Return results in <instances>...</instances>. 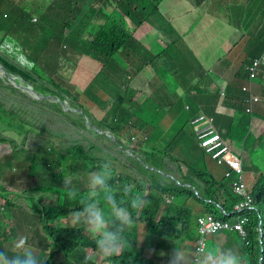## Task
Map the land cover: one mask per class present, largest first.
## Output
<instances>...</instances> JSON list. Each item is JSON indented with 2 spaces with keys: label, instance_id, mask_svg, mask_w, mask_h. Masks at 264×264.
<instances>
[{
  "label": "clouds",
  "instance_id": "1",
  "mask_svg": "<svg viewBox=\"0 0 264 264\" xmlns=\"http://www.w3.org/2000/svg\"><path fill=\"white\" fill-rule=\"evenodd\" d=\"M11 1L14 2V8L12 13H9L6 11V8ZM36 1L39 3L40 0H0V21H3L4 18H6L7 22L9 20H14L15 8L20 7V9L23 10L26 9V7L34 6ZM190 1L194 2L195 0H178L177 3H173L174 7H171L170 9H168L170 0H161L159 2L158 0H149V4L139 1V3L147 8L151 15L150 17L148 15L144 18L143 21L148 23H146L139 31L132 30L128 24V16L125 15L121 9L117 10L121 16L120 18L124 22L125 29L130 30L131 38V51L126 53L125 51L119 50V53L117 54L131 55L134 53V58L138 59V62H136L138 65V76H136L131 70V66L134 64H128L127 67H124L126 68L128 76L122 84L118 82L117 78H115V82L109 80L106 76H102L98 79V75L103 73V69H105L104 66L102 71L97 73L96 80L99 81L94 84V87H86L81 95H76L75 92H72V102H69L64 96H62L61 88L56 86L60 85V82L54 77H48V75L51 74L46 70L43 71L47 75H45L46 78L44 79H41L36 74L34 75L39 81V85H42L40 91L36 89V85L33 83L31 85H28L27 83L23 84L18 78L14 79L17 75H13L9 72V69L2 63L1 57L0 71L5 75L2 79H4V81H7L8 79L14 88L30 89L35 93V100L47 101L55 112L58 111L65 115H71L70 120L80 137L70 145L65 144L67 138L64 134L55 135L51 140H48L47 138L45 141H47V144L53 151L59 152L62 150L71 155L74 152L75 147L81 146L82 149L75 155V158L82 153L84 148L89 149V146L93 145L99 147L97 143L91 141V139H97L98 142L105 144L107 148L113 143L117 151L121 152L119 155L131 154L133 157L138 156V160H140L144 155L142 152L135 149L140 146V142L137 141V135L139 132L145 133L148 130L142 129V126L146 123L147 119H149V129L152 125L159 126V124L155 122L156 119L162 120L168 118L170 115H173L175 120H185L183 126L187 128V132H184V138L190 139L194 142V139L189 132L190 125L198 148H200L201 151L205 153V156H208L218 166L226 168L224 178L218 181H227L225 183H227L232 192L238 196V202L233 205L232 211L230 212L225 208V201L213 202L214 206H216L223 215L227 216V219L225 220L220 219L209 212L205 214H195L196 236L198 238L196 247L192 248V253L190 252V248L187 247V243V246L182 248L180 244L178 245L179 241H177V248H172L169 251L157 250L158 257L162 261H171V255H173L175 260L180 261L184 258V253H187L188 260L181 264H243V258L232 249H222L220 247L209 248V244H216L219 242V238L226 233L239 234L242 239H246L247 230L245 225L247 224L248 216H245V214L255 213L259 219V223L254 231L259 234V240L261 245H263L264 190H260V192L255 195V185L258 183L256 176L251 177L249 183H247L245 179L247 162H245V152L243 150L247 148L248 151L247 144L244 145L240 143L239 146H237L238 144H232L230 138H227L217 130L218 123L216 120L218 117L213 116L208 118L207 114L211 107V101L215 98L220 101L217 103L216 108L220 109L219 104H224V109L220 110L226 112L232 110L225 105L226 99L228 98L227 87L232 81L228 82V80L222 76V70L229 75L232 68L234 66L236 67L238 61L233 56V52L237 45L242 43V37L239 36V34L240 30H244L245 24L243 23V29H240V26L239 28L237 27L236 20L235 23L232 24H229V20L234 18H237V20L242 19L246 11L251 8L253 4H251L250 7H247L242 4L241 0H232L234 1V4L228 3V0H200L199 2H196L195 9L189 4ZM47 2L48 0H42L40 2V7H43V4ZM90 4L91 3H84V5H82L84 7L80 11V15H75L72 19L73 23L85 22L88 23V26H91V20L93 19L91 11L92 8H96L93 4ZM151 4L153 6H151ZM71 6L72 4L70 7ZM5 12L7 13L5 14ZM2 14L3 18H1ZM65 14H68V12ZM98 14L101 16L100 13ZM113 14L114 12H112L111 17ZM153 17L158 18L160 23ZM228 17H230V19H228ZM220 21H222L224 25L232 28L233 34L231 37H225L219 32L217 23ZM34 22L39 23L38 14L35 15ZM67 23H70V20L62 23H44L40 31H36L37 35L34 37L31 36V44L28 43V45L36 48L46 47L45 49L47 50V46L53 40L51 38H45L42 41H37L36 36L53 34L61 40L58 41L55 39L61 46L63 43H66L71 49L73 46L81 42L79 39L76 41L74 39L65 40L62 37V30ZM163 23L168 25V29ZM147 24H149V26ZM175 30L178 31V34L176 35H174ZM95 31L96 30H94V32ZM21 32L22 28L15 31L14 36L19 35ZM68 33L69 29L67 27L65 34L67 35ZM87 34L88 31L82 34L83 39H94V37H90ZM23 36L24 35L21 34L18 42L19 52L22 47L28 46L22 40ZM238 37H241L239 42H237ZM17 41V38L5 37L4 34V40L1 41V46L6 45V48L3 50L0 49V51L11 55L13 57L12 59H14L17 55H20L16 51ZM178 41L184 43L185 47L189 50V55L181 54L177 46ZM262 53V58L254 60H252L254 54L248 53L245 65H248L251 77H255V74L259 72L262 78L263 86L257 95L251 96L249 100L250 107L247 108V113L251 114L252 124L258 126L257 130H262L264 132V120L255 112L257 105L264 103V51ZM179 57L184 61V64L181 67L177 66L175 63L176 59ZM103 58L104 56L101 59H95L98 62H103ZM166 59H170V62L162 64ZM21 61L16 65L21 67L19 65L21 64L24 68H29L31 71H34L36 68L32 60L27 57H23ZM248 61H252V63L247 64ZM155 67L158 68V71ZM168 71L171 72L174 78V85L171 84L169 80L163 81V76ZM149 72L151 73L150 77ZM176 87L179 89V92H174ZM48 89H50V91L45 92V90ZM193 90L199 95H202V99H190ZM244 90L246 91L245 88ZM52 93L56 95H52ZM153 95L154 97L152 98ZM112 96L118 98L121 101V104H132V120L130 123L126 124L118 119V114L115 111L121 104L113 111L115 100ZM172 98L175 99V102L170 109L166 110L165 108ZM82 99H85L89 105H83ZM160 102L163 104V108L159 112H149V108H152L154 104H159ZM54 103H59L61 108L58 109L54 107ZM90 107L98 108L101 111L102 118L100 120L96 118ZM259 113L262 114L261 112ZM119 123H123L129 131L123 129L117 135L112 128ZM160 127L161 131H166L163 126L160 125ZM37 130L41 136L48 132L46 127L44 129L37 127ZM127 133L129 138L125 140ZM99 137H103L104 140L99 139ZM161 139H163L162 136ZM38 143L43 144L41 141ZM84 143H88L89 145L86 147ZM193 147L195 148L194 145ZM30 151L31 150L28 146H24L21 150L16 148L12 153L6 155L3 160L6 161L7 159L9 162L8 166H10L14 161L13 159L15 158V155L20 156L21 159L24 157L27 158ZM238 151L240 152L239 155L237 154ZM25 153L28 155H25ZM229 158L235 162H239L242 170L237 171V168H239L238 166L235 167L228 164L226 160ZM69 163L70 161L66 164ZM142 163L144 167L149 169V164L144 161ZM145 163L148 166H146ZM1 165L8 170V166H5L3 163ZM150 169L161 173L163 176L171 177L166 175L164 171L156 170L152 167ZM206 170L210 176L215 178L208 169ZM262 174L264 176V173ZM115 175H117V173L113 168L112 160L106 157L100 164L99 170L89 174L88 181V195L90 197H99L102 192V200L110 207L116 205L117 209H119L112 213L114 218L111 222L116 224V221H119V223L116 224L115 230L106 226L109 223L108 218L106 217L104 210L98 207L97 202L86 201L81 214L75 216L76 224L86 225L87 228L91 230L92 234L96 236V239L93 238L96 241V250L105 258L120 256L130 244L129 235L135 237L132 240L136 242L141 249L145 246V227L141 243H139L140 234L137 233V231L131 233L130 230L135 226V219L138 218L133 216V212L142 213L151 203V201L147 199L149 193L146 190L143 192L138 191L137 194L130 199L131 211L127 208L120 209L115 195V192L118 189L114 190L108 184V181ZM20 176H26L32 182L28 172H25V174ZM1 177H5L9 182L13 180V177H8L7 174H4ZM171 178L175 180L178 185H182L181 181L174 177ZM236 183L241 186L242 193L234 190ZM183 186L192 187L191 185ZM67 187L68 185L65 183V188L67 189ZM0 190V196L3 195L1 193L7 192L6 188L1 189L0 187ZM258 190L259 189L257 188V191ZM24 197L25 199H30L32 201L36 200L34 201L35 208L42 211L44 214L45 206L40 200L27 196ZM54 199L57 201L55 197ZM0 203H5V205L8 206L10 202L5 198H0ZM45 222L46 220L44 218L43 228H40L39 230L29 229L23 236L21 232L16 231L22 236L17 240L16 248L25 249L26 245L33 249L32 251H34V254L39 255V257L43 259H49V253L40 254V246L41 244L47 245L49 251H52L55 248L56 242L52 238L50 232L45 228ZM236 226H240V228H236ZM13 230L9 231V233L13 232ZM30 231L32 232V235H30ZM14 237L18 238V235H15ZM39 237H41V243L39 244L37 241L38 245L33 247V243L35 244V240H39ZM33 239H35L34 242L30 241ZM208 239H212V242L214 243L210 242L207 244ZM145 247L149 249L150 246ZM152 250L153 253L148 255L152 256L155 253V249L152 248ZM0 255L4 254L0 253ZM46 255L47 258H45ZM12 264H38V261L31 251L24 250L14 257Z\"/></svg>",
  "mask_w": 264,
  "mask_h": 264
},
{
  "label": "trees",
  "instance_id": "2",
  "mask_svg": "<svg viewBox=\"0 0 264 264\" xmlns=\"http://www.w3.org/2000/svg\"><path fill=\"white\" fill-rule=\"evenodd\" d=\"M99 1L102 2L103 0H96L95 3ZM128 1L129 0H119V6L122 11L125 3ZM139 1L149 4V0H138V2ZM159 1L161 0H158V2ZM93 2L91 4H93ZM84 3H90V1L48 0L47 3L43 4V7H40V3L36 1L31 8H34L32 11L39 15V23L34 22L35 13L32 15L29 12L30 10H21L20 7L14 9V20H9L7 22L6 18H4L3 21H0V35L3 34L0 36V40H4V34L5 37L17 38L16 51L18 54L32 60L36 66L34 71H31L29 68H24L21 64L19 65L22 68L9 59L1 57L2 63L9 69V72L19 76L20 79L24 80L28 85L32 83L35 84L36 89L39 91L41 90L42 85H39V81L34 75H38L41 79L46 78V76L41 73V71L45 70L48 72L43 66L44 56L48 53L45 49L46 47L37 48L38 52L36 54H32L31 48L33 47H29V51H24L27 47H22L19 52L18 42L21 34H23L22 40L26 45H28V43L31 44L32 34L36 31H40L44 23H62L70 20V23H67L62 30V37L65 40L74 39L76 41L79 39L81 43L72 47L73 51L77 54H86L96 59H101L104 56L103 60L108 61L118 57L117 53H119V50L129 53V51H131L130 30L125 29L123 25L124 22L120 18L121 16L118 11H114L107 25L99 27L95 32H90L91 26H88V23H73L72 19L75 15H80ZM71 4L72 6L70 7ZM127 6L129 10H132L131 4ZM151 6L153 5L151 4ZM135 7L138 6L136 5ZM66 12H68V14H65ZM91 13L93 18L96 13L95 9L92 8ZM148 14L149 12L146 11L137 23L143 22ZM125 15L131 16V13L126 12ZM67 27L69 33L66 35L65 30ZM21 28L22 32L14 36V32ZM87 31V35L94 37L93 40L83 39L82 34ZM262 34H264V32ZM262 48L264 49V46ZM250 53L255 54L256 52L251 51ZM47 61V66L53 65L52 57L48 58ZM108 64V62H104L105 69L113 67V65H111L108 68ZM156 70L158 71V68H156ZM102 76L103 73H100L98 79ZM7 81L9 82L8 79ZM96 81L98 82L99 80ZM8 86L11 87V89L14 88L10 82ZM56 86L60 87V85ZM231 87L232 84L230 83L227 90H230ZM14 89L17 91L16 88ZM49 91L50 89L45 90V92ZM52 95L56 94L52 93ZM112 98L115 100L113 107L114 111V109L121 104V101L114 96H112ZM53 106L58 109L61 108L59 103H54ZM162 108L163 104L160 102L159 104H154L152 108H149V112H159ZM2 110L4 111L2 104H0V111ZM256 113L264 120L262 114L259 112ZM18 122V116L12 118L11 126H17ZM156 126L157 125H152L149 132H153L151 129ZM112 129L118 135L121 130L127 129V127L123 123H119ZM11 132H26L25 138H28L31 132L35 133L38 132V130L35 124L32 123L25 125L23 129H6L0 132V141L10 142L11 140L6 137L5 134ZM165 135H170V138L169 140L161 139L162 147L159 148L151 144L146 147L145 144L143 145L140 143L139 148L135 149L142 152L144 156L141 157L140 160L129 159L132 167L135 168L143 178L142 180L138 176H135L129 169V165L121 164L122 160L120 158L110 155L107 157L112 160V165L116 173H118V164L126 169L123 174H117L108 181V184L114 190L118 189L115 195L120 209L127 208L131 211L130 199L136 195L138 191L143 192L146 190L149 193L147 197V199L151 201L149 207L145 208L142 213L133 212V216L138 217L135 219V224H140L145 227L146 238L144 245L155 249V253L149 257L145 256L139 245L132 240L135 237L129 235L130 244L120 256L105 258L96 250V241L88 235V232L91 230L84 224L75 223V216L81 214L86 201L98 203V207L104 210L108 218L109 223L106 226L110 229L115 230L116 224L119 223V221H116V224L111 222L114 218L112 213L119 209H117L116 205L110 207L105 203L102 200V192L99 197H90L88 195L89 189H83L84 192L82 189L76 190L74 188L76 184L89 186V174L98 171L100 164L105 159L96 157V154H107L104 150L102 151L95 145L89 146V149L84 148L82 153L75 158V155L82 149L81 146L75 147L71 155L62 150L59 152L53 151L47 143L40 144L37 142L34 144L33 150L30 151L26 158V168L28 170L26 172L30 175L32 182L42 186L47 193L52 194L57 199L55 203H51L48 206L45 205L44 211V218L46 220L45 228L55 240V248L49 251V259H43L32 253L35 255L38 264H158V262L162 260L158 257L157 250L169 251L172 248H177V241H184L188 244V248L196 247L198 237L196 236L195 214H205L209 212L220 219H227V216L223 215L217 207L214 206L213 202L225 201V208L230 212L232 211L233 205L238 202V196L232 192L227 183L218 181L210 176L206 168L202 167L200 161H198L199 163L197 165L189 159L185 160L179 155L174 154V147L184 144V142L188 145L195 146L192 140L183 138L184 135L179 128L176 130L161 131V136ZM38 136H41L39 132ZM128 138L129 135L127 133L125 140ZM182 139H184V142ZM110 148L116 149L113 143H111L109 149ZM115 153L120 154L121 152L115 151ZM197 155L199 159L202 158L203 162L205 153L202 151ZM166 158L170 159L175 165L186 166L188 174L183 178L182 185H178L171 177L166 178L161 173L150 169L152 167L156 170L168 171L169 169H167L165 163ZM2 161L4 160L2 159ZM69 161L72 163L66 164ZM143 161L149 164V169L144 167ZM1 164L2 163H0V177L6 174L7 171V168ZM8 165L9 162L6 159L5 166ZM81 180H83V183H81ZM65 183L68 185L67 189L65 188ZM183 185H191L192 187ZM257 188L259 189L258 191ZM255 190V195H257L260 190H264V180L256 183ZM37 191L38 188L32 189L30 193L38 198L35 194ZM44 199V196L39 199L42 204H44ZM34 201L36 200L32 202ZM245 216H248V221L245 225L247 230L246 239H242L239 234L226 233L219 238V242L216 243L217 245L209 244V248L220 247L222 249H231L230 246L236 245L239 249L232 250L243 258V264H264V240L263 245H261L258 237L259 234L254 231V229L258 227L259 219L255 213L245 214ZM18 217L23 221L27 219L25 218L26 214L22 210H19ZM30 218L33 219L34 217H28V219ZM20 223L21 222H19V225ZM19 228L21 227L19 226ZM18 229L8 233L14 237L18 234L16 231H20ZM20 232L23 236L24 232ZM3 237L4 235L0 229V239H3ZM15 239H20V235L18 234V238L15 237ZM37 241L40 244V241ZM19 252H21V249L9 247L8 245L4 246L2 243L0 253L4 255H0V264H4L3 260L12 264L14 257ZM5 255H7V258H4ZM46 257L47 255L45 258ZM171 258L172 260L165 261V264H178L179 260H175L173 255H171Z\"/></svg>",
  "mask_w": 264,
  "mask_h": 264
},
{
  "label": "rangeland",
  "instance_id": "3",
  "mask_svg": "<svg viewBox=\"0 0 264 264\" xmlns=\"http://www.w3.org/2000/svg\"><path fill=\"white\" fill-rule=\"evenodd\" d=\"M41 1L42 0H40L39 3ZM89 1L90 3H92L94 0ZM199 1L200 0H195L194 2L190 1L189 4H191L193 8L196 9V2ZM252 1L253 6L246 11L242 19L237 20V18H234L232 16L231 17L234 19H230V17H228V19H230L229 24L235 23L236 20L237 27L239 28L240 26V29H243V23L245 24L244 30H240L239 34V36L242 37V43L237 45L235 51L233 52V56L237 59L238 63L236 64V67L234 66L232 68V70L229 72V75H227V73L222 70V76L227 79L228 82L232 81V87L230 88V90H228V98L225 102V105L227 107H230L232 110L226 112L220 110L219 108H216L217 103H219L220 101L215 98L211 101V107L207 114V117H218L216 120V122L218 123L217 130L221 134L225 135L227 138H230L232 140V144H238L237 146H239L240 143L244 145L247 144L249 157L247 155L245 179L247 183H249L251 177L256 176L257 182L259 183V181L264 180V176L262 174L264 173V132L262 130H257L258 126L252 124V116L251 114L247 113V108L250 107L249 100L251 96L257 95L263 85L262 78L259 72L255 74V77H251V72L248 69V65H245V62L248 53H250L251 51L256 52L253 55L252 60L260 59L263 56L262 52L264 51V49L262 47L264 46V34L262 33L264 31V0ZM177 2L178 0H170V3L168 4V9L174 7L173 3ZM228 3L234 4V1L228 0ZM128 4L132 5V10H129L127 6ZM136 5L138 7H135ZM13 8L14 2L11 1L6 8V11L12 13ZM114 8L115 5H111L108 7L107 5L102 6L101 4H98L97 8L95 9L96 13L93 19L91 20L92 23L90 27V32H93L99 27L107 25L111 20L110 17ZM26 9L30 10L29 12L34 15L35 12L32 11L34 10V8H31L29 6L26 7ZM99 9L103 12L100 13L101 16L98 14ZM123 11L125 14L126 12L131 13V16H128V24L134 31H139L146 23H148L146 21L139 22V24L137 23L141 19V17H143V14L146 11L148 12L147 8L143 4L139 3L138 0H129L128 2H126ZM148 15L149 17L151 16L150 13ZM1 18H3V14L1 15ZM153 18L160 23V20L158 18ZM163 24L168 29V25H166V23ZM147 25L149 26V24ZM217 27L219 32L223 36H232V28L230 26L224 25L222 21L217 23ZM176 34H178V31L175 30L174 35ZM35 35H37V32L34 33L32 37H34ZM241 37H238L237 42L241 40ZM45 38H51L53 41L47 46L48 53H45L46 55L43 59V66L51 74L48 75V77H54L58 82H60V87L62 91L61 94L69 102H72V92H75L76 95H81L82 91L86 87H94V84H96L97 82V73L102 71L104 67V62L109 63L108 68L109 66L113 65V67L110 69H103V77L106 76L111 81L115 82V78H117L118 82L122 84L125 78L128 76V74L126 73V68H124L123 66L127 67L128 64L135 65L131 66V70L132 72H134V74H136V76H138V65L136 63L138 62V59L134 58V53H132L131 55L121 54L118 55V57H115L108 61L103 60V58L102 61L104 62H98L93 56L75 53L73 51V48L70 49L66 43H63V45L61 46L55 40L57 39L58 41H61L57 38L56 35L45 34L36 36L37 41H42ZM177 46L178 50L181 52L182 55H189V50L185 47L182 41H178ZM29 47L30 46L28 45L25 51H29ZM5 48L6 45L1 46L0 41V49L3 50ZM31 49L32 54H36L38 52L36 47H33ZM0 57L7 58L15 64H17L19 61H21V59H23V55L21 54L17 55L14 59H12V56H9L3 51H0ZM50 57H52L53 65L47 66V59ZM169 62L170 59H166L162 64ZM175 63L177 66L181 67L184 64V61L181 59V57H179L176 59ZM250 63H252V61H248L247 64ZM41 73L42 75H46L43 71H41ZM150 75L151 73L149 72V77ZM4 77V73L0 71V104H2V108L4 109V111H0V132L5 131L6 129L10 130L12 128L23 129V127L29 124V122L36 123L35 126L41 129H44L46 127L48 129V132L40 137L38 136V132H31L28 138H25L26 132H11L9 134H5V136L8 137L11 141H0V163L6 164V161H2V159L6 157V155L12 153V151L16 148L21 150L24 146H28L29 149L32 151L33 145L35 143L40 141L41 143H47V141L45 140L47 138L48 140H51V138H53L55 135L64 134L67 138V141L65 142L66 145H70L72 142H75V140L80 137L75 131V126L70 120L71 115H65L58 111L55 112V110L51 107L49 103H47V101H40L37 99L35 100V93L30 89L26 90L16 88L17 91L15 89H11V87L8 86L9 82L4 81V79H2ZM16 78H18L19 81L23 84H26V82L21 80L19 76H16L14 79ZM166 80H169L171 84L174 85V78L170 71L165 73L163 76V81ZM244 88L246 89V91L244 90ZM174 92H179V89H177L176 87ZM153 97L154 95L152 96V98ZM202 97V95H199L194 90L190 95V99H202ZM174 102L175 99L172 98L165 109H170V107L173 106ZM82 104L85 106L89 105V103L85 99H82ZM90 109L95 114L98 120L102 118V113L98 108L90 107ZM258 111L264 115V103L257 105V109H255V112ZM115 112L118 114V119L120 121L126 124L131 122V103L121 104ZM16 116L19 117L18 125L12 127V118H15ZM184 121L185 120L183 119L175 120V117L173 115H170L168 118H164L162 120L156 119L155 122L158 123L159 126L153 127L151 129L153 132L150 131L149 133V119H147L146 123L142 126V129L148 130L145 133L139 132L137 135V141L143 145L145 144L146 147L151 144L160 148L162 147L160 125L163 126L166 130H176L178 127L184 135V132H187V128L183 126ZM189 132L191 133L194 139L195 148L183 144L174 147L173 152H178V155L181 158L185 160L189 159L190 161L198 165L199 157L197 154H200L202 151L197 146V142L191 132L190 125ZM99 139L104 140L103 137H99ZM91 141L93 143H97L101 150H104V152L107 153L96 154V157L106 158L109 155L113 157H118L122 160L121 164L129 165V169L135 174V176H138L141 180L143 179L141 175L137 172V170L132 167L129 161V159H138V156L133 157L131 154L119 155L115 153L117 149H109L105 146V144L98 142L97 139H91ZM84 145L87 147L89 144L84 143ZM237 154L239 155L240 152L238 151ZM25 155L28 154L25 153ZM13 160L14 161L12 165L8 166V170L6 171L7 176H12L13 180L9 182L5 179V177H0L1 189H7L6 193H1L3 195H1L0 198H5L10 202L8 206H6L5 203H0V229L2 230V233L4 235L3 239H0V249L2 248V243L4 244V246L8 245L9 247H16L17 240L8 232L12 231L13 229H18L19 226L21 228H19L18 230L24 233L27 232L29 229L39 230L40 228H43V212L35 208L34 202H32V200L30 199H25L24 196L35 198L37 200H39L40 197L44 196V206H48L51 203H55V199L52 194L47 193L42 186L35 182H31V180H29L26 176H24L25 178L20 176L25 174L26 171H28L26 168V157L21 159L20 156L15 155V158ZM204 160L205 166L202 167L208 169L217 180H222L224 178L226 168L218 166L208 156H204ZM165 163L167 165V169L169 170L164 173L182 182L183 178L188 174L187 170L183 167H179V165L173 164V162L168 158H166ZM145 165L148 166L146 163ZM11 170H13L14 172ZM124 171H126V169L122 167V165L118 164L117 174H123ZM164 177L169 178L168 176ZM81 183H83V180H81ZM36 188H38V191L35 194L38 196V198H36L35 195H32L30 193L32 189ZM74 188L76 190H87L89 189V186L84 184H76ZM19 210H22L26 214V220L23 221L19 219ZM30 216H33L34 218L28 219V217ZM19 222H21L20 225ZM136 231L140 234L139 243H141L144 227L140 224H135V226L130 230V232L135 233ZM88 235L96 239V236H94L91 231L88 232ZM21 237L22 236L20 235V238ZM41 237H39V241H41ZM212 241V239H208L207 244ZM179 244L182 248L187 246L184 241H179L178 245ZM36 245H38L37 240H35V246ZM230 248L236 250L239 249L236 245L230 246ZM40 250V254L49 253V247L47 245L41 244ZM142 251L143 254L146 256H150L148 254L153 253L151 247L147 249L144 246L142 248ZM192 251L193 249L190 248L191 253ZM184 255V258L179 261V264L188 260L187 253H184ZM4 258H7V255H5ZM5 264L10 263L6 262ZM158 264H165V261H159Z\"/></svg>",
  "mask_w": 264,
  "mask_h": 264
},
{
  "label": "crops",
  "instance_id": "4",
  "mask_svg": "<svg viewBox=\"0 0 264 264\" xmlns=\"http://www.w3.org/2000/svg\"><path fill=\"white\" fill-rule=\"evenodd\" d=\"M108 1V2H107ZM96 2V0H94V2H93V5H94V7L95 8H97V5L98 4H101L102 6H111V5H115V8H114V10H113V12L114 11H117V10H119L120 9V6H119V0H103L102 2H97V3H95ZM241 2H242V4L243 5H245V6H247V7H250L251 6V4H253V1L252 0H241ZM7 12H5V14H6ZM99 13H103L100 9H99ZM219 107H220V109H224V104H219ZM164 130H166V129H164ZM193 130L191 129V132H192ZM162 138L164 139V140H169V138H170V135H165V136H162ZM184 138V137H183ZM185 139V138H184ZM184 139H182V141L184 140ZM184 142V141H183ZM181 145H183V144H181ZM184 145H188L187 143H185L184 142ZM188 146H192V145H188ZM172 147H173V145H172ZM193 147V146H192ZM244 152H245V157H244V159H245V162H247V155H248V157H249V153H248V151H247V148L245 149V150H243ZM174 154H176V155H178V152H174ZM199 161H200V164L202 165V166H205V160L202 162V159H199ZM179 167H183V168H185L186 170H187V168H186V166H179ZM30 235H32V232L30 231ZM30 241H32V242H34V239L33 240H30ZM33 247L35 246V244L33 243V245H32ZM24 250H29V251H31L32 253L34 252V251H32L33 249L32 248H30V247H28V246H26L25 245V249H21V251H24ZM3 263L5 264L6 263V261H4L3 260Z\"/></svg>",
  "mask_w": 264,
  "mask_h": 264
},
{
  "label": "built area",
  "instance_id": "5",
  "mask_svg": "<svg viewBox=\"0 0 264 264\" xmlns=\"http://www.w3.org/2000/svg\"><path fill=\"white\" fill-rule=\"evenodd\" d=\"M221 162V161H220ZM226 162L228 163V164H230L231 166H235V167H239V168H237V171H241L242 169L240 168V163L239 162H235V161H233L232 159H227L226 160ZM234 190L236 191V192H239V193H242V189H241V186H239V184H235V187H234ZM236 228H240V226H236Z\"/></svg>",
  "mask_w": 264,
  "mask_h": 264
}]
</instances>
